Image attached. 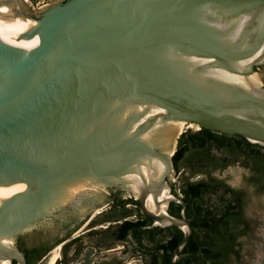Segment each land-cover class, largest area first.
Masks as SVG:
<instances>
[{"label": "water", "instance_id": "obj_1", "mask_svg": "<svg viewBox=\"0 0 264 264\" xmlns=\"http://www.w3.org/2000/svg\"><path fill=\"white\" fill-rule=\"evenodd\" d=\"M262 64L264 0H0V264H26L19 244L109 189L183 233L175 264L193 231L167 212L185 205L164 202L165 139L183 121L264 149V89L248 80Z\"/></svg>", "mask_w": 264, "mask_h": 264}, {"label": "flooded vegetation", "instance_id": "obj_2", "mask_svg": "<svg viewBox=\"0 0 264 264\" xmlns=\"http://www.w3.org/2000/svg\"><path fill=\"white\" fill-rule=\"evenodd\" d=\"M213 153L218 158H225L226 164L215 169L219 172L224 171L231 164H244L249 160L242 156L231 163L230 161L235 158L234 155L225 153L222 156L216 150H213ZM249 161L252 162V167L248 168V174L244 179L256 177L254 163L252 160ZM173 168L178 178L181 175L182 177L178 193L173 186L170 192L183 201L185 209L182 211L179 203L171 202L167 207L168 214L173 217H180L183 214L185 218L191 219V227L192 224L204 221H238L240 224L237 230L246 231L244 236H239L235 241L234 250L239 254L242 250L241 239L248 236V223L253 219L246 212L247 203L253 204V199L247 196L244 189L233 187L224 181H221L224 187L194 194L188 186L202 180L206 181L210 177L204 172L193 173L192 169L186 166L178 171L174 166ZM199 176L203 178L196 182L191 181ZM210 176L213 181H220L214 178L212 173ZM109 191L108 198L90 206L82 218H73L72 215L67 221L54 220L46 241L40 239L29 246L19 244L17 249L23 253L26 264H40L53 252H58L55 264H120L118 255L125 249L128 251V257L137 259L133 264H152V254H158L157 264H163L168 252H171V260L177 246V244L173 248L171 246V242L174 241V228L168 227L169 229L163 231L150 228L151 219L142 213L139 202L133 196L123 198L118 189H109ZM125 224L127 229L122 232L120 228ZM56 227L59 231L55 230ZM192 231L190 240L196 243L199 241L204 244L209 237L203 231L193 229ZM216 236L224 237L223 242H225V238L229 237V231L223 234H210L212 239ZM10 264L16 262L11 261Z\"/></svg>", "mask_w": 264, "mask_h": 264}, {"label": "trees", "instance_id": "obj_3", "mask_svg": "<svg viewBox=\"0 0 264 264\" xmlns=\"http://www.w3.org/2000/svg\"><path fill=\"white\" fill-rule=\"evenodd\" d=\"M186 138V139H185ZM263 148L247 143L239 136L227 137L208 130L200 129L197 133L186 136L181 134L178 139V146L172 157L173 166L176 171L180 169L182 162L187 163L188 168L192 169L193 173L204 172L210 178L208 180H202L196 183H192L188 186L189 190L194 194H200L203 191L209 189H216L224 187L221 181H213L210 174L212 170L217 167L223 166L225 158H218L213 150L220 152L223 156L225 153L234 155V159L230 161L234 162L238 157L245 156L247 159L252 160L254 163V170L256 177L251 178L250 181L254 183L257 189L264 192V154H260L259 150ZM238 221H204L198 224H192L193 230H199L205 232L208 239L205 243H196L192 239L189 241L183 253L187 255L183 258H179L175 264H228L232 256H237V252L234 250L235 241L239 236H244L246 231H238ZM129 225V224H127ZM229 225V226H228ZM174 228V241L171 242L172 248L178 244L182 239L183 233ZM126 224L120 228L123 232L126 230ZM169 228H156L157 231H163ZM229 231V237H213L210 238V234L218 233L223 234ZM198 244V245H197ZM153 263L157 264L158 254H152ZM171 252L165 255L164 263H170Z\"/></svg>", "mask_w": 264, "mask_h": 264}, {"label": "rangeland", "instance_id": "obj_4", "mask_svg": "<svg viewBox=\"0 0 264 264\" xmlns=\"http://www.w3.org/2000/svg\"><path fill=\"white\" fill-rule=\"evenodd\" d=\"M25 2L28 3V5L34 10V12H38L40 8H42L45 5L52 4L59 2L61 0H24ZM256 73V86L261 87L264 89V64L260 65L255 69ZM185 123V122H184ZM176 123L171 126L170 128V134H176ZM199 131V127L190 124V123H185L181 126L179 135L185 134L186 136L195 134ZM173 136V135H172ZM176 136V137H177ZM175 137V138H176ZM186 139V138H185ZM173 145H174V150H176L178 146V139L173 140ZM260 154H264V150L260 149L259 150ZM187 166V163L182 162L180 165V169L182 167ZM252 167V162L247 160L246 163L244 164H231L226 168L224 171H217V170H212L213 177L216 178L217 180L224 181L225 183L236 187V188H242L246 191L247 196L251 199H253V204L248 202L247 207H246V212L247 214L251 215L253 219H250L248 225H249V233L248 236L241 239V245H242V250L239 252L237 256H232L230 263L228 264H251V262L254 259V254L257 248V245L261 243V239L259 238V233L261 229L264 228V192H261L257 189L256 185L250 181V179H244L245 176L248 174V168ZM184 174V173H183ZM171 178L174 183L175 189L177 190L178 193V188L180 184V178H178L177 173H171ZM243 177V179H242ZM203 177L199 176L194 179H192V182H196L198 180H201ZM171 193V192H170ZM121 196L123 198L128 197V196H133L131 194L125 193V192H120ZM171 195L174 198H178L176 195L171 193ZM87 211L84 212V214L80 217L82 218ZM257 218V219H256ZM121 247V246H119ZM123 251V249H121ZM48 256V255H47ZM45 257L43 261L40 264H46L48 257ZM134 260H137L136 258H130L128 257V251L125 249L122 254L118 255V261L120 264H133Z\"/></svg>", "mask_w": 264, "mask_h": 264}, {"label": "bare ground", "instance_id": "obj_5", "mask_svg": "<svg viewBox=\"0 0 264 264\" xmlns=\"http://www.w3.org/2000/svg\"><path fill=\"white\" fill-rule=\"evenodd\" d=\"M248 80H249L253 85H256V83H257L256 75H255V74L249 76V77H248ZM175 123H176L175 127H176L177 130H176V134H175L174 138H173V136H172L173 134H172L171 136H169V134H170V131H169V133H168V135H167V137H166V139H165V144H166V145H168L169 142L171 141V147H170V150L168 151L169 154H171L172 151L174 150L173 140L175 139V137L177 136V134L179 135V131H180L181 126H182L183 124H185L183 121H175ZM190 124H191V123H190ZM135 198H136V196H135ZM172 198H173V196L171 195L170 192H168L167 195H166V198H165V200H164L165 204L167 205L168 202H169ZM57 258H58V252H53L52 254L49 255L46 264H55Z\"/></svg>", "mask_w": 264, "mask_h": 264}]
</instances>
